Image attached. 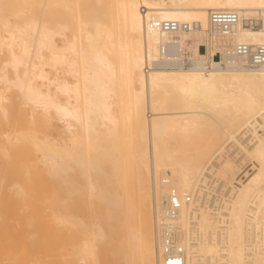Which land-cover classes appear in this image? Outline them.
Listing matches in <instances>:
<instances>
[{
  "label": "bare ground",
  "instance_id": "obj_1",
  "mask_svg": "<svg viewBox=\"0 0 264 264\" xmlns=\"http://www.w3.org/2000/svg\"><path fill=\"white\" fill-rule=\"evenodd\" d=\"M238 45L264 46V0H0V154L57 181L42 232L68 242L18 264H177L167 238L182 264H264V65Z\"/></svg>",
  "mask_w": 264,
  "mask_h": 264
},
{
  "label": "rangeland",
  "instance_id": "obj_2",
  "mask_svg": "<svg viewBox=\"0 0 264 264\" xmlns=\"http://www.w3.org/2000/svg\"><path fill=\"white\" fill-rule=\"evenodd\" d=\"M68 35L71 39L70 34ZM45 69L50 74V77L53 78L55 75L54 71L48 66ZM57 75L61 81L65 79L61 70L58 71ZM14 103L15 105L13 106ZM15 106L16 101L9 103L8 110L12 111L11 108ZM26 115L31 117V110H28ZM1 118L0 114V120ZM53 122L56 128H64L61 122L57 120ZM24 125L22 123L17 124L18 128L24 130L32 129L30 125ZM14 126V124H11L4 128L12 129L16 127ZM45 134L57 136L56 130L50 127L45 130ZM2 141L3 139L0 137V142ZM23 147L22 143L15 144V147L9 153V155H12H10L12 157L11 161H8L5 156L0 154V256L4 255V257L13 258V264L19 263L21 253L25 249L29 250L45 246L66 248L68 245L67 239L63 235L49 238L42 232V229L47 225L51 226L53 233L58 231L57 226L52 221V210L46 208L43 203L47 198L58 197V194L54 191L57 181L42 179L34 170L27 172L25 158L22 156L25 155L23 154ZM13 182L21 184L26 194L18 193L16 187L11 188V184H14ZM55 207H58V204ZM42 219H44V222L41 223ZM60 228L63 229V227ZM99 250L100 257H102L101 250ZM101 264H108V261L102 257Z\"/></svg>",
  "mask_w": 264,
  "mask_h": 264
},
{
  "label": "built area",
  "instance_id": "obj_3",
  "mask_svg": "<svg viewBox=\"0 0 264 264\" xmlns=\"http://www.w3.org/2000/svg\"><path fill=\"white\" fill-rule=\"evenodd\" d=\"M211 21L212 24L218 27L224 33L232 32L234 25L239 20L238 15L233 11H213L211 12ZM152 24L156 28H161L167 31H175L179 29H189V24H178L174 21H153ZM249 24L252 26H257V23H253L252 20L249 21ZM237 53L249 60L251 66L261 67L264 65V46H250V45H238ZM173 196L171 200V207L173 211L177 210L179 207L178 201ZM171 249V250H170ZM166 253L168 254L169 261L172 259V262L177 264H182V259L178 258L182 254L181 249L175 253H172V246L170 240L166 239Z\"/></svg>",
  "mask_w": 264,
  "mask_h": 264
}]
</instances>
